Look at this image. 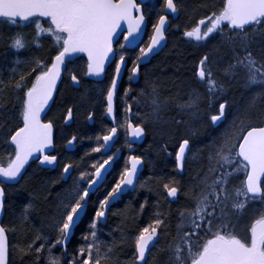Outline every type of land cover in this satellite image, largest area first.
Here are the masks:
<instances>
[{
	"label": "snow or ice",
	"instance_id": "6c2138e0",
	"mask_svg": "<svg viewBox=\"0 0 264 264\" xmlns=\"http://www.w3.org/2000/svg\"><path fill=\"white\" fill-rule=\"evenodd\" d=\"M145 9H151L149 0H0V19L7 25H34V34L23 30L0 34L7 61L0 62V148L6 154V158L0 155V214L9 207L6 184H19L33 161L41 169L60 168L59 179L43 181V189L60 181L68 185L55 198V212L39 228L29 223L32 202L15 223L0 222V264H120L115 242H101L99 233L111 204L126 190H136L142 156L130 155L110 189L94 202L84 244L71 256L68 246L118 157L120 150L112 152V147L121 129L128 140L137 141L150 125L163 141L166 155L173 154L169 143L176 142L177 171H184L194 144L202 145L197 149L200 166L187 187L175 178L163 183L170 203H178L182 195L187 203L157 211L138 230L128 264H264V104L256 103L264 97V0H162L148 42L141 46ZM181 11L190 21L182 37L203 41V51L195 53L188 65H174L171 87L159 77L150 78L151 73L145 75V87L137 95L131 94L129 84L123 93L125 120L118 123L115 100L122 74L127 70L129 81L139 76L141 66L165 46L172 27L169 14ZM41 20L47 21V28ZM41 38L51 41L47 55L8 59L9 54L32 47L43 53ZM129 46L138 49L134 57L128 55ZM78 53L87 55V76L99 77L114 66L103 97L112 126L97 135L95 146L85 153L106 159L86 164L82 158L61 167L60 157L48 151L54 148L55 122L47 118V111L65 74L73 88L82 87L80 76L69 67ZM238 85L254 94L247 106L234 110L228 94ZM86 98L87 90L80 99ZM128 100L137 107V123L132 121L133 103ZM70 103L64 109L65 123L74 118L77 102ZM87 118L93 120L94 113ZM77 139L73 135L67 144L72 146ZM50 197L49 192L45 199ZM147 206L145 198L141 214ZM24 229L32 233L28 239L10 240ZM58 246L61 255L54 254Z\"/></svg>",
	"mask_w": 264,
	"mask_h": 264
},
{
	"label": "trees",
	"instance_id": "16d2710c",
	"mask_svg": "<svg viewBox=\"0 0 264 264\" xmlns=\"http://www.w3.org/2000/svg\"><path fill=\"white\" fill-rule=\"evenodd\" d=\"M182 3H186L187 0H181ZM212 3H218L219 0H210ZM162 0H158L155 3V8L159 10ZM182 17H184V21L188 19V15L181 11ZM180 15V16H181ZM41 22V21H40ZM45 28L48 27V23L41 22ZM23 30L26 33L34 34V25H31L27 28H24L22 25L20 27H11L7 25L2 19H0V34L7 35L9 32L13 31H21ZM151 33V30H150ZM44 45V52H37L35 47L27 51H22L18 55L9 54L8 59L15 60L20 59L24 60L30 56V54L35 53L37 55H47L48 49L51 47L50 39L41 38L39 41ZM203 44H199L197 50L191 52L185 42L180 37H172L171 42L168 45V48L172 49L171 53L167 55L166 58L155 59L156 67L152 70L154 71L151 78L159 77L161 81H164L168 87H171L170 81L173 78V72L175 71L174 65L178 62H183L185 65H188L195 58V53L203 51ZM0 62L6 63L3 56V47L2 43H0ZM188 77L191 76V73H186ZM72 90L69 88L68 91L65 92L63 101L61 104L63 106H71L70 102L73 101H81V97L78 98L77 95L72 94ZM253 91L245 88L243 85H238L233 87L229 92V100L233 104L234 110H239L248 105ZM74 98L76 100H74ZM92 100H95L94 97H91ZM90 100V99H89ZM77 101L78 103H80ZM82 106L85 103L89 104L90 101L87 99L81 101ZM257 106L264 104V97L257 99ZM48 115V114H47ZM48 119H50L48 117ZM231 120V116L229 117V121ZM227 127V123L225 124ZM80 127L76 125H71V129L79 131ZM223 130V129H221ZM153 137L152 150L158 155V159L162 158L161 154V140L157 136L156 130H152L151 135ZM198 149L202 147L200 144H196ZM0 155H3L6 158V154L3 148H0ZM200 156V154H199ZM36 162H33L30 167L27 168V172L24 176V179L20 181L19 184L9 185L6 184V188L9 191L10 195L8 197V205L9 207L5 210V215L3 218V223L12 224L15 223L17 218L24 211L25 205L29 202L34 204V207L30 209V217L29 223L34 225L35 228H39L42 222H45L54 212L56 208V197L59 192H61L62 188H66L67 185L64 184L63 181H60L59 185H49L47 190L41 187L42 182L45 180H57V173L50 171L48 169H41L37 166ZM147 169V168H146ZM153 180L149 193H145L143 187H140L143 184V179L140 178L139 187L130 194L129 200L122 201L115 206L109 215V220L107 224H105L100 233L99 238L102 240H106V243L109 245L115 244L116 247V257L120 261V264H128V261L132 258V245L135 234L138 230L146 226L147 219H151L154 217V214L157 211L167 212L169 208L173 210L174 207L168 202L165 198L163 191L161 189V185L168 181V178H171L170 175L174 174L173 168L164 162L156 163L155 167L152 168ZM145 175V172L142 175ZM117 175V172L114 173ZM141 175V176H142ZM23 186V188H21ZM51 193V197L49 199H45L46 196ZM32 193V196L29 195ZM34 197V198H33ZM145 198L148 200V206L140 213V204L144 202ZM95 199L92 198V202L89 204V208L87 211V215H85L84 219L80 223V225L76 228L75 234L68 246V255H73L76 250L84 244L83 236L88 232L89 219L92 213L93 208L96 206L94 203ZM32 235L27 229H24L21 232L17 233L15 238L10 237V240L15 242H24ZM62 249L58 246L54 250L55 255H61ZM16 264H19L16 261ZM30 264V262H27Z\"/></svg>",
	"mask_w": 264,
	"mask_h": 264
},
{
	"label": "flooded vegetation",
	"instance_id": "af4514ba",
	"mask_svg": "<svg viewBox=\"0 0 264 264\" xmlns=\"http://www.w3.org/2000/svg\"><path fill=\"white\" fill-rule=\"evenodd\" d=\"M149 2L151 4V9H145L146 13L148 14L147 15V26L145 30V35L142 41L139 43L141 46H143L144 44L148 42V38L151 34L150 30L152 31L151 24L155 22L156 15L158 13V9L155 8V3L158 2V0H149ZM180 15H181V12L178 15L169 14V19L171 21L172 27L169 29V32L167 33V37H168L167 44L158 54L154 55L150 59V63L146 62L145 64L141 66V72L139 76L134 78L132 81H129L128 79L129 72L127 70L124 71L123 77L121 79V82L118 88V95L116 98V118H117L118 123H123V121L125 120V113H124L125 103H124V96H123L124 90L129 87V84H131V87L133 90L131 94L137 95L140 92V90L145 87V75L148 73L153 74L154 71L152 69L156 67L157 65L153 61L158 58L164 59L167 57V55H169V53H171L172 49L168 48V45L170 44L172 37H175V36L180 37L185 42V44L187 45L188 49L191 52H194L195 50H197L199 44L203 42V41L197 42L194 39L189 40L187 38L182 37L181 33L183 29L190 23V21H187V20L184 21L185 18L182 17V15L181 16ZM41 22L47 23L46 20H41ZM177 24L180 26L179 30L176 29L175 27V25ZM119 42L120 43L124 42L123 36L119 37ZM114 47L118 48L119 45L116 44L114 45ZM136 51H138V49L129 47L128 55L131 57H134ZM69 67L74 69L77 72V74L80 76L82 87H80L79 91L73 88L70 85L67 74H65L63 82L58 84L59 91L55 95V103L50 105V110L47 111V114H48L47 118L49 117L50 119H53L55 122L54 148H50L48 149V151L49 153L58 155L60 157L61 167L63 163H68V162L79 163L81 162L82 158L86 162V164H91L93 161H96V160L102 161V159H106L107 156H101V154L94 153L91 156H86L85 153L90 152V149L95 146L96 144L95 137L97 135H102L103 131L106 128L112 126L111 118L107 116L105 112V103H104L103 97H104L105 89L107 85L110 83L114 66L109 65L106 68V72L102 79H93L90 76L85 75L87 71V58L84 53H80L78 57L74 61H72L71 64H69ZM131 67H132L131 60H129L128 68L130 69ZM69 88L72 90L71 91L72 94L77 95L78 98L81 97V95L84 94L85 91L87 90L86 99L90 102L89 104L85 103V105L82 106L83 102L77 100L80 103L76 101L77 104H76V109L74 111L73 120L65 123L62 117L65 114L64 109L66 105L63 106V104H61L63 101H60V100H63L65 92L68 91ZM91 97H94L95 100H92ZM228 97H229V94H228ZM74 100L76 99L74 98ZM128 103H133V102L131 100H128ZM144 111H147V109H144ZM89 112L94 113L93 120H89L87 118ZM132 112H133V115L131 118H132L133 123L139 122L137 117L134 115L137 112V107L134 103H133ZM71 125L79 126L80 130L76 131V130L71 129ZM154 129L155 128L151 125L147 127L146 129L147 134L141 143H133L132 141L128 140L126 138L124 130L121 129L118 140L112 147V152H115L116 149L120 150L118 153V157L115 160V163L112 165L109 172L107 173L106 183L101 188L100 192L96 196L93 197L95 201L99 198H103V195L106 194L107 190L110 189L111 185L118 178L119 173L123 170L126 164H128L127 158L130 155L142 156L144 160L143 172H145V175L141 174L142 176L139 177V181L136 186V189L140 185L139 184L140 178H142L143 185H144L143 189L145 193H149L151 185H152V180H153L152 168L155 167V164L158 163V161L159 163L164 162L166 164H169V166L173 168L174 174L170 175L171 178H175L176 180L180 181L181 184L184 185L185 187L189 185V183L191 182V177L196 175L197 171L199 170V166H200V156H199V152L197 151L198 149L197 145L196 144L193 145V152L192 154L189 155V162L186 164L184 171L179 172L175 169L174 153H175V148H176V142L171 141L169 143L168 151L173 153L171 156L166 155L161 149L160 155L162 156V158L159 160L158 159L159 156L156 155L155 152H153L152 150L153 148L151 144L153 142V137L150 135L152 133V130ZM73 135H75L78 138L77 142L74 145L69 146L67 144V141ZM129 143H131V148H129L128 146ZM162 143L163 141L161 140L160 144ZM108 154H111V152H109ZM33 162H36V164H38V161H33ZM33 162H31V164ZM80 170H84V164H81ZM50 171L57 173V177L59 179V172H60L59 167H57L55 170H50ZM115 172H117V175H114ZM77 174L78 172L73 173V175H77ZM171 178H168L167 180ZM241 178H242V175H241ZM165 182H168V181H165ZM70 183L71 181H69V184ZM162 185H161V189L164 194V189ZM133 192H134L133 190H130L127 193L123 194L121 198L118 201H116L114 205L110 207L108 211V217H107L105 224H107L109 220L108 219L109 215L111 211L113 210V208L115 206H118L120 202L129 200V196L130 194H133ZM186 203L187 201L182 195L179 198L178 203L172 202L170 204L172 207H174L173 210H175L178 207L185 205ZM147 220L148 221L146 225L151 222L150 219H147ZM80 223L78 224V226L80 225Z\"/></svg>",
	"mask_w": 264,
	"mask_h": 264
},
{
	"label": "water",
	"instance_id": "95a60500",
	"mask_svg": "<svg viewBox=\"0 0 264 264\" xmlns=\"http://www.w3.org/2000/svg\"><path fill=\"white\" fill-rule=\"evenodd\" d=\"M146 26H147V24H146ZM146 26H145L143 32L141 33V36H140V38H139V40H138V43H140V42L142 41V39H143V37H144V35H145ZM125 27H126V26H125ZM167 41H168V37H167V40H166L165 42H163L165 46H166V44H167ZM165 46H164V47H165ZM129 47H131V46H129ZM164 47H163V48H164ZM163 48H162V49H163ZM159 52H160V51H159ZM79 54H80V53L76 54V56L73 58V61L78 57ZM84 54H85V53H84ZM85 55H86V54H85ZM154 55H156V54H154ZM154 55H153V56H154ZM153 56H152V57H153ZM152 57H150L149 59H151ZM86 58H87V55H86ZM146 62H147V61H146ZM146 62H145V63H146ZM104 74H105V73H104ZM104 74L101 75V76H99V77H95V76H90V77L93 78V79H102V78L104 77ZM122 77H123V74H122V76H121V79H122ZM121 79H120V82H121ZM120 82H119V85H120ZM118 88H119V86H118ZM115 107H116V100H115ZM143 139H144V138H143ZM143 139H141V140H137V141H132V142H133V143H141V142L143 141ZM143 169H144V160H143L142 165L139 166L138 181H139V177L141 176V174H142V172H143ZM109 170H110V169H109ZM106 175H107V173H106ZM0 179H2V178H0ZM137 184H138V183H137ZM12 185H15V184H12ZM130 190H131V189L126 190L125 193H127V192L130 191ZM125 193H124V194H125ZM120 198H121V197H120ZM120 198H119V199H120ZM119 199H118V200H119ZM118 200H116V201H118ZM116 201H115V202H116ZM115 202H113V203L111 204V206L114 205ZM111 206H110V207H111ZM109 209H110V208H109ZM86 211H87V210H86ZM4 215H5V212L2 213V214H0V222L3 221ZM83 217H84V215H82V219H83ZM82 219H81L80 221H78V224L82 221ZM75 230H76V228H74V230H73V235H74V233H75ZM73 235L71 236L70 241H71Z\"/></svg>",
	"mask_w": 264,
	"mask_h": 264
},
{
	"label": "rangeland",
	"instance_id": "374dc122",
	"mask_svg": "<svg viewBox=\"0 0 264 264\" xmlns=\"http://www.w3.org/2000/svg\"><path fill=\"white\" fill-rule=\"evenodd\" d=\"M100 239V238H99ZM100 241L101 242H103V243H105V244H108V243H106V240H102V239H100ZM109 245V244H108Z\"/></svg>",
	"mask_w": 264,
	"mask_h": 264
}]
</instances>
